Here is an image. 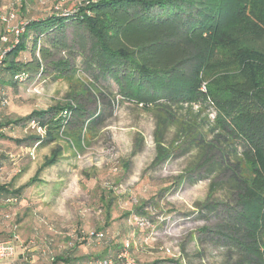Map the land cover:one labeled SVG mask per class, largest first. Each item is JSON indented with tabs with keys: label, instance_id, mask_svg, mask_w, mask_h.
<instances>
[{
	"label": "rangeland",
	"instance_id": "rangeland-1",
	"mask_svg": "<svg viewBox=\"0 0 264 264\" xmlns=\"http://www.w3.org/2000/svg\"><path fill=\"white\" fill-rule=\"evenodd\" d=\"M12 1L20 0H0V18L7 19ZM52 2L22 0L24 12L20 8L18 18L27 20L39 12L66 13L55 12L58 6L51 10ZM210 3L215 15L226 14V0ZM66 34L71 38V28ZM44 41L42 36L38 42L42 45ZM71 58L68 67L55 71L54 65H44L43 74L9 89L5 93L8 105L0 106V119L25 116L64 100L69 81L58 76L67 71L73 82L78 78L93 81V72L77 48ZM60 59L67 58L59 53L56 60ZM197 59L193 55L182 65L178 81H194ZM105 82L98 81L100 94L94 105L88 104L92 113L82 124L83 147L74 151L65 140L58 141L63 155L25 188L29 202L35 205L18 218L17 230L33 264L49 262L52 255L71 260L59 264H95L97 255H112L123 243L132 244L128 256L136 264H245L243 244H238L242 236L234 228L238 223L247 226L262 211L263 202H238L232 170L245 174V145L231 136L230 126L223 129L212 98L201 89L203 82L199 89L205 98L176 102L170 109L172 116L156 100L143 107L134 94L121 95L113 83L108 90ZM10 128L4 131L14 137L36 132L33 124ZM221 141L231 148H223ZM24 145L0 140V153L6 151L9 158L20 156L21 182L34 175L55 143L40 148L34 144L28 150L29 145ZM6 166L16 167L11 162ZM102 195L113 198L112 222L104 231L107 219ZM125 211H131L128 218L123 216ZM101 230L105 238L95 239L93 234ZM49 239L47 248L42 244ZM260 260L264 263V255Z\"/></svg>",
	"mask_w": 264,
	"mask_h": 264
},
{
	"label": "trees",
	"instance_id": "trees-1",
	"mask_svg": "<svg viewBox=\"0 0 264 264\" xmlns=\"http://www.w3.org/2000/svg\"><path fill=\"white\" fill-rule=\"evenodd\" d=\"M18 2L14 18L0 20V47L7 49L0 65V106L8 105L5 93L9 89L43 74L44 65H54L55 71L68 67L74 48L84 56L86 68L93 72V81L87 83L78 78L73 82L71 75L66 76L70 72L67 71L58 76L69 81V93L64 100L33 109L25 116L0 119L1 141L16 146L25 142L24 146L29 147L55 143L34 175L17 188H13L11 181L3 183L7 173L1 171V166L11 162L16 166V178L20 177L24 173L21 158H9L4 154L6 151L0 153V224L6 227L0 229V239L12 240L19 249L13 262L34 261L26 253L29 248L21 244L18 218L8 203H18L23 189L37 182L46 167L57 163L64 150L58 141L65 140L74 151L83 147L82 124L92 113L88 104L96 103L100 94L98 81L103 80L107 81L106 89L113 83L121 95L134 94L143 107L156 100L170 116L176 102L205 98V92L199 89L202 82L205 84L219 120H223H220L223 129L230 126L231 136L245 145V174L232 170L238 202L260 199L263 204L262 211L254 214L247 226L238 223L234 229L242 236L238 244H243L245 264H264L260 260L264 255V0H226V14L216 15L210 0H53L50 9L58 6L55 12L65 14L39 12L27 20L18 18L20 8L24 12L22 0ZM20 22L23 25L19 26ZM17 26L22 31L16 36L11 29ZM67 28H71V38L66 34ZM42 36L45 41L40 45ZM59 53L67 58L58 60L60 64L56 60ZM193 55L198 58L193 67L194 81H178L182 65ZM31 124L36 132L21 137L4 131L14 126L25 129ZM38 127L42 132H38ZM220 144L225 149L231 148L224 141ZM100 200L107 219L104 231L112 222L113 198L105 199L102 195ZM130 215L131 211L123 213L125 218ZM102 230L93 237L104 239ZM50 240L42 245L49 248ZM131 247L132 244L123 243L112 255L101 258L97 255L95 264L104 259L123 264L125 258L119 255L124 252L128 255ZM105 249L109 252L110 248ZM61 261L71 260L52 255L49 262L42 264Z\"/></svg>",
	"mask_w": 264,
	"mask_h": 264
},
{
	"label": "built area",
	"instance_id": "built-area-1",
	"mask_svg": "<svg viewBox=\"0 0 264 264\" xmlns=\"http://www.w3.org/2000/svg\"><path fill=\"white\" fill-rule=\"evenodd\" d=\"M15 3H17V2L11 3L10 6L8 7V17L6 19L7 21L11 20L15 16V11H16ZM0 19L5 20L4 18L3 19L0 18ZM23 23L24 22H20L19 26L23 25ZM19 26L13 27L11 29V31H13L16 36L22 31V29ZM2 40H5V38L2 37ZM6 51H7V49H2L0 47V65L2 63V60L5 56V54H6ZM201 89L203 91L206 89L204 83L202 84ZM38 132H42L40 127H38ZM15 254H16V249H15V245L13 244L12 240H1L0 239V264H15L13 262V259H12L15 257ZM119 257L125 258V262L123 264H136L134 262V260H132L131 258L128 257L126 252L121 253L119 255ZM98 264H114V263L111 259H104V260L98 262Z\"/></svg>",
	"mask_w": 264,
	"mask_h": 264
},
{
	"label": "crops",
	"instance_id": "crops-1",
	"mask_svg": "<svg viewBox=\"0 0 264 264\" xmlns=\"http://www.w3.org/2000/svg\"><path fill=\"white\" fill-rule=\"evenodd\" d=\"M3 14H5V13H3ZM29 148L30 147H28V148L26 147L27 150ZM1 171H3V172L5 171L7 173V176H6V178H5L3 183H7L8 184V182L10 183V181H11V184H12L13 188H17V187H19V186H21V185L26 183V182H21L22 178H23V177H21L22 175L20 177L16 178V176H15L16 173H15L14 169L10 170L9 168H6V166H1ZM26 193H27V189H25V190L23 189V191L21 192V196H20L21 200L18 203L15 204V203L11 202V204H14V205H9L10 203H8V206H10V207L13 206L14 207V211L16 213L17 218L25 217V214H27V211H30V210L34 209V205L35 204H33V202H29L28 196L26 195ZM18 252L19 251L16 250L15 257L18 254Z\"/></svg>",
	"mask_w": 264,
	"mask_h": 264
}]
</instances>
